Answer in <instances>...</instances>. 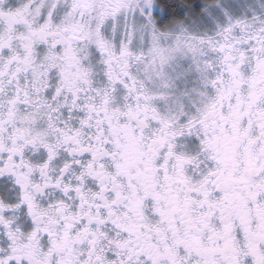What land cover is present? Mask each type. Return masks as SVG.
<instances>
[{
  "label": "snow or ice",
  "instance_id": "snow-or-ice-1",
  "mask_svg": "<svg viewBox=\"0 0 264 264\" xmlns=\"http://www.w3.org/2000/svg\"><path fill=\"white\" fill-rule=\"evenodd\" d=\"M0 264H264V0H0Z\"/></svg>",
  "mask_w": 264,
  "mask_h": 264
}]
</instances>
